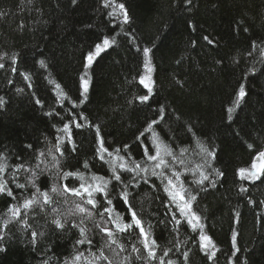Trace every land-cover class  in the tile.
Wrapping results in <instances>:
<instances>
[{"label": "trees", "instance_id": "1", "mask_svg": "<svg viewBox=\"0 0 264 264\" xmlns=\"http://www.w3.org/2000/svg\"><path fill=\"white\" fill-rule=\"evenodd\" d=\"M117 2L125 5L129 23H116L102 0H0V54L16 61H0L5 65L0 69V163L6 165L0 181L15 196L0 195V264H72L80 253L78 264H88L100 250L112 264H264V177L244 182L237 175L264 149V0ZM104 38L115 43L85 69V57ZM144 48L151 49V93L140 83ZM82 76L89 80L86 93ZM240 86L247 95L236 107ZM142 96L148 99L142 102ZM229 108L234 109L231 117ZM97 129L108 149L103 161ZM155 139L173 153L169 160H182L185 169L203 162L200 168L209 179L198 185L195 179L201 174L188 172L184 181L187 194L195 196L193 210L215 245L211 259L201 250L197 232L172 206L166 172L148 168L145 150L155 154ZM57 144L63 157L55 151ZM202 147L216 158L207 157ZM187 155L189 164L183 161ZM53 157L59 161L55 166ZM108 157H117L129 170L121 171ZM205 158L211 167L206 168ZM21 164L44 169L36 181L41 191H50L53 184L59 189L60 183H81L73 177L59 181L58 170L79 171L88 181L102 177L112 201L107 206L125 221L130 214L121 197L127 192L132 210L159 245L156 259H136L133 246L143 249L138 230L116 234L126 249L118 256L105 247L106 238L94 224L104 222L107 213L81 225L92 245L77 244L79 229H56L54 214L39 208L24 217L27 230L9 223V209L35 193L29 185L32 172H16ZM113 171L121 176L119 182ZM50 194L61 219L69 225L79 221V216L66 215L72 197ZM32 232L44 234L37 235L36 244Z\"/></svg>", "mask_w": 264, "mask_h": 264}, {"label": "snow or ice", "instance_id": "2", "mask_svg": "<svg viewBox=\"0 0 264 264\" xmlns=\"http://www.w3.org/2000/svg\"><path fill=\"white\" fill-rule=\"evenodd\" d=\"M29 3L32 2V0H28ZM76 0H73V3H75ZM190 2V0H189ZM104 7L106 8H113L114 12L109 13V15H120L123 17V23L127 24L129 23V15L128 12L125 9V5L123 3H118L117 0H107V2L104 4ZM247 29H245L246 31ZM204 40L208 42L209 45H214V41L210 39L209 37L205 36ZM114 40H110L108 38H104L101 43H98L95 45V50L93 52H89V54L85 57L86 64L85 69L90 68L95 60L96 57H98L103 51L107 50L112 44H114ZM143 56L145 57V68L148 72H151L150 67V52L151 49L144 48L143 50ZM5 59H11V62L14 64L15 57H8L7 54H0V61H3ZM4 63H0V69L4 68ZM15 71V69H13ZM85 76H87V71H85ZM27 79V77H25ZM83 90L86 93L88 91V81L85 79L84 76L81 77ZM151 77L147 78V81L144 77L141 78L140 83L143 84V86L148 90V92L152 91V87L150 84ZM59 87V86H57ZM247 95L245 89L243 86H240L238 93H237V99L235 101V106L239 107L240 101H242L245 96ZM148 99L147 96L140 97V100L146 101ZM39 103V101H37ZM3 100L0 99V106H2ZM234 111L233 108L228 109L229 117H231V113ZM77 127H80V125H77ZM151 130V128H149ZM64 131H68V127L65 126ZM191 131V129H189ZM97 136L99 139V129H97ZM248 147L251 149L253 148V145L249 144ZM55 151L60 153V156L63 157L65 155L64 151L61 150L60 146L57 144L54 146ZM99 153L101 154L99 156L100 160L103 161V153H107L108 149L104 145L103 139H99ZM202 151L206 154L207 157H211L212 159L216 158V153L213 151H210L207 148L202 147ZM119 152V150H117ZM163 153L167 156H172L173 153L168 149L166 145L157 144L156 145V152L155 154H151L149 150H145V155L147 156L149 161H157L156 167L160 168L162 165L167 167V162L163 159V156L161 155ZM110 154V153H109ZM40 156H45V153H40ZM54 160V166L55 164H58L59 161L56 160L55 157H53ZM43 163V161H41ZM85 168L88 167L87 164L84 165ZM209 167H211V164H209ZM136 168L139 169L140 165L137 164ZM21 169L24 171H31L32 176L29 180V185L31 188L35 189V193L32 195L31 198L25 199L20 207L11 208L9 211L12 213V217L9 220V223H19L25 230L30 228V225L28 224L27 220L24 218L28 215L29 212H33L36 208H39V211L41 213H53V219L51 221L52 224L55 225V228L58 230L63 231L66 226H70L72 228L79 229L81 239L77 240V244H85L92 245L93 241L92 239L88 238L86 229L84 227H81V225L85 224V222L89 219H92L94 215H99L101 217L105 216V213H107V217L105 218L104 222L95 223L94 227L98 230V234L102 235L106 238L105 247L111 249L114 253V255L118 256L120 252L126 251L124 246L122 244H119L116 239L117 233H129L133 230H138L139 235L143 238L142 239V245L143 249L136 248L133 246V251L138 253L136 256V259L139 260H147L151 261L156 259L157 253L156 249L159 248V245L157 241L154 238H151L150 233L145 230V227L143 225L142 220L138 217L137 213L132 210V206L129 203L128 200V193L124 192L122 194V199L126 205H128V213L130 214V220L125 221L121 218L120 214L117 213L115 216L112 215L113 209L109 208L107 205H111L112 201L111 199L107 198L108 193V182L105 181L102 177H97L93 175L91 179V183L88 182V179H86L82 173L79 171H60L58 170V179L59 181L68 180L70 177L75 178L76 180L81 181L79 186H76L75 184H66V183H60L59 189L55 184L52 185L50 188V191H41L40 187L37 185L36 181L39 179L40 175L43 174L44 169H40V164L36 165V169H39V171L32 170L30 168L25 167L24 164L19 165L16 168V172H19ZM121 171H128L129 169H125L123 165L120 166ZM6 170V165L4 163H0V173L4 172ZM142 171H147V169H141ZM173 176L176 175V173H172ZM203 180H208L209 177L207 175H203ZM217 175H223V173L217 172ZM237 175L242 180H249V181H256L260 180L261 177H264V151H259L255 157L253 162L248 168H240L238 169ZM113 179H115L117 182L121 180V176L116 174L115 171H113ZM201 183L203 181H200ZM168 185L172 188H175V185L173 184V181L171 179L168 180ZM19 188H25V184H19L17 185ZM166 191L168 189L166 188ZM242 191H247V189H242ZM50 193H56L57 195L64 196V197H77L78 200L74 201L75 207L71 208L67 212L68 217H74L79 216L80 219L78 222H72L69 225V221L67 219H61L60 218V210L59 208L55 207L54 205L57 203V201H54L52 198V195ZM0 195H5L8 197H12L15 199L13 191L8 187V184L6 182L0 181ZM169 195L172 196L173 199H175V196H179L181 201L185 200L184 195L180 193H172L169 192ZM100 197L98 199L97 197ZM192 200H195V196L191 197ZM87 206H91L90 208ZM179 211L181 214H185L187 210V214L191 215V219L188 220V223L192 226V229L194 232L199 231V239L201 241L200 248L202 251H204L205 255L211 259L215 256V252H211L209 246L212 248L215 247V245L212 243V240L207 236L203 234L202 227L198 229V225L200 222V217L197 216L191 208V203L186 202L183 206H178ZM23 210V211H22ZM93 210H98L94 212ZM195 222V223H194ZM177 223H179L177 221ZM111 224L112 227H109L108 225ZM3 228H7V224L2 226ZM113 228H115V231H113ZM32 243L36 244L37 242V235L43 236V233H36L32 232ZM4 239L2 235H0V240ZM233 247L236 246V234L233 233L232 237ZM112 245H116L115 249H112ZM146 252L147 256H143L141 253ZM168 251H164L163 255L168 256ZM185 258H187V254L184 253ZM83 256V253H80L76 255L73 258L72 264H78V262L81 260ZM94 260H89L88 264H95V260H103L106 262V264H112V260L108 258V256L105 255L103 250H100L99 255L95 256L94 254ZM160 264H165L163 260L160 261ZM167 264H173L171 260L167 261Z\"/></svg>", "mask_w": 264, "mask_h": 264}, {"label": "rangeland", "instance_id": "3", "mask_svg": "<svg viewBox=\"0 0 264 264\" xmlns=\"http://www.w3.org/2000/svg\"><path fill=\"white\" fill-rule=\"evenodd\" d=\"M107 2V0H102V3L103 4H105ZM108 11H110V13H112V12H114V9L113 8H111V7H109L108 8ZM114 16V15H113ZM114 18H115V20H116V23H118V24H122L123 23V17L122 16H120V15H115L114 16ZM119 33L120 32H118V34H116L117 35V37H118V35H119ZM115 35V36H116ZM117 37H116V39H117ZM110 40H114V39H111V38H109ZM102 42V41H101ZM100 42V43H101ZM95 50V48L93 49V51ZM93 51H91V52H93ZM96 59V58H95ZM145 59V58H144ZM150 59V58H149ZM87 63V62H86ZM150 67H151V72H148L147 71V69L145 68V62H144V67H143V69H142V74H141V76H140V80H141V78L142 77H144L145 79H146V81H147V78L148 77H151V81H150V84H151V87H152V90H153V85H154V81H153V66H152V64H151V62H150ZM87 81H88V83H89V80L87 79V78H85ZM143 85V84H142ZM82 90H83V86H82ZM147 90V89H146ZM148 91V90H147ZM152 92V91H151ZM151 92H149V93H151ZM83 93H85L84 92V90H83ZM154 140V139H153ZM153 143H154V149H156V145L157 144H161L159 141H158V139H155V141H153ZM199 149V148H198ZM262 151H264V149L262 150ZM52 154V153H51ZM185 154V153H184ZM184 154H182V155H184ZM161 155L163 156V159L167 162V167H165V166H161L160 168H157L155 165H156V163H157V161H149L148 159H147V165H148V168L151 170V171H154V172H156V173H159L160 174V172L161 173H163V171L164 172H166V174H167V176H166V174H165V178H164V180H165V188H167L168 189V191H166L167 192V194H168V197H169V199H170V202H171V204H172V206H174L175 208H176V210H178V212L180 213V217H182L183 218V220H185V221H187L188 222V220H190L191 219V215L190 214H187V210H186V212H185V214H181V212L179 211V207L178 206H183L186 202H189L190 201V203H191V208H192V211L195 213V211L193 210V206H192V199H191V195L190 194H187V192H186V189H187V186L185 185V181H184V179H186V176H185V174L186 173H192V174H194V176H198L199 174H201V173H203V175L205 174V170L204 169H201L200 168V166H202L203 167V165L201 164V163H203V162H201L200 164H198V163H196V164H194V166H193V164L192 165H190V166H188V168H186L185 169V167L183 166V165H181L180 164V162H182V160L181 161H179L177 158H174V161L172 160H169V158H168V156L167 155H164L163 153H161ZM188 156V155H187ZM186 156V160H183L185 163L187 162L188 164H189V162H190V160H188L189 159V156L187 157ZM185 157V156H184ZM179 158V157H178ZM254 160V159H253ZM108 161H109V163L110 164H112L113 166H116V167H120L121 165H123V163L117 158V157H108ZM192 161V160H191ZM194 161V160H193ZM204 161V164L206 165V168H208L209 167V161L205 158V160H203ZM253 162V161H252ZM176 166H178L180 169H177L176 168ZM183 167V168H182ZM248 168V167H247ZM186 170V171H185ZM189 170V171H188ZM176 173V175L175 176H173L172 175V173ZM169 179H171L172 181H173V184L175 185V188H172L171 186H169L168 185V180ZM196 181H195V184H198V185H201V184H204V182H206V180H203V176L201 175V178H197V179H195ZM242 180V179H241ZM200 181H203L202 183L200 182ZM244 182H248L249 180H243ZM89 183H91V180H89L88 181ZM169 192H172V193H180V194H182V195H184V197H185V200L184 201H181L180 200V198H179V196H175V199H173L172 198V196H170L169 195ZM73 201H77L78 200V198L77 197H72L71 198ZM63 205H65V204H63ZM66 206V205H65ZM67 208H68V210L70 209V208H74L75 207V204H71V205H69V204H67V206H66ZM196 214V213H195ZM197 215V214H196ZM198 216V215H197ZM195 223V222H194ZM190 225V224H189ZM191 226V225H190ZM192 227V226H191ZM200 227H202V230H203V234L204 235H207L206 233H205V230H204V227H203V225H202V222H201V220H200V222H199V225H198V229L200 228ZM197 232V234L198 235H200V233H199V231H196ZM208 236V235H207ZM209 237V236H208ZM200 240V239H199ZM200 244H201V241H200ZM209 248H210V250H211V252H214V248H212L211 246H209Z\"/></svg>", "mask_w": 264, "mask_h": 264}]
</instances>
